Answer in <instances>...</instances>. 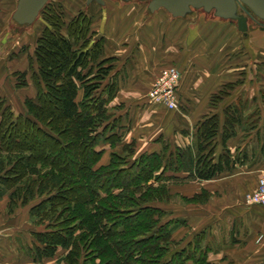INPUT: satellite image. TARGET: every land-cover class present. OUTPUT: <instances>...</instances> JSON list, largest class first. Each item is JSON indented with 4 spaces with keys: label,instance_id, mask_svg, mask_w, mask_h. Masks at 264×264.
<instances>
[{
    "label": "trees",
    "instance_id": "1",
    "mask_svg": "<svg viewBox=\"0 0 264 264\" xmlns=\"http://www.w3.org/2000/svg\"><path fill=\"white\" fill-rule=\"evenodd\" d=\"M46 22L30 63L35 96L26 97L25 111L16 114L0 95V199L8 195L10 212L27 208L33 226L43 227L30 231L28 252L38 261L63 249L66 264H212L201 232L185 243L174 237L187 221L168 214L162 203L171 197V180H209L235 166L239 158L229 149L216 156L218 115L197 124L192 145L160 138V150L138 153L134 141L116 150L131 125L111 106L121 71L116 57H102L103 40L92 42L85 14L66 22L51 7ZM240 102L226 108L224 145L242 123ZM253 117L246 120L251 129L259 119ZM104 144L112 148L105 163Z\"/></svg>",
    "mask_w": 264,
    "mask_h": 264
},
{
    "label": "crops",
    "instance_id": "2",
    "mask_svg": "<svg viewBox=\"0 0 264 264\" xmlns=\"http://www.w3.org/2000/svg\"><path fill=\"white\" fill-rule=\"evenodd\" d=\"M5 14L0 12V36L4 33L0 38V45L5 43L7 49L9 41L5 37L10 33L4 27L9 26L12 16L7 17ZM198 15L199 13L190 18H181L182 21L172 18L174 20L167 28L166 41L161 44H155L153 40H149V43L147 40L139 43L135 59H132V62H125L121 68L117 66L116 70L121 69L118 75L119 88L111 106L117 107L116 115H128L131 118V125L123 136L122 144L115 149L122 151L124 143L134 141L138 153L159 150L162 148L160 138L173 146L192 145L196 141L197 124L205 116L217 114L220 127L216 138V156L224 152V149H229L232 156H238L239 159L232 169L212 179L196 181L193 195L200 194L206 199L180 205L178 216L184 218L187 225L177 230L175 234L179 236L176 239H185L183 241L185 243L201 232L204 236L203 244L209 248L208 260L212 264H264V205H249L245 201L246 193L257 188L260 173L264 169V92H261L264 88V78L259 76L254 80L248 76L249 74L241 78L230 75L235 62L229 61L228 57L232 55V50H228V47L235 43L234 27L219 22L230 20ZM253 26L264 32L257 24ZM251 33L250 31V48L242 40L249 52L254 50ZM175 37H183L182 45L176 51L175 47H171L173 46L171 39ZM178 44H181L180 41ZM158 52L161 53V57ZM168 62L176 63L185 72L179 85V107L176 110L167 109L165 106L164 109H155L156 103L148 98V90L153 75L160 66ZM14 67V63L8 64L10 71H14ZM242 69V74H246L244 70L246 67ZM1 74L0 72V76L3 75ZM231 83L234 84L233 90L238 88L236 85L242 86L243 92L253 86L255 92L249 93L245 98L242 95L234 97V94L228 97L227 106L241 101V104H237L240 105L237 115L240 116L242 123L235 125L236 133L224 145L222 135L227 110L225 108L219 110L214 106L212 99L216 93L224 89L223 87L227 88L226 86ZM244 86H247L245 90ZM256 104L260 107L257 126L247 130L245 119L250 115L257 117L254 112ZM162 110L163 116L159 118L158 114ZM147 114L154 118L158 117V120L153 119L154 123L162 125L161 134L156 138L149 133L147 137L145 135L141 137L138 131L135 133L138 124H152L151 116ZM169 136H173L171 138L175 139L174 143L168 141ZM255 136L258 140L253 145L252 139ZM139 140H150L151 144H147L149 147L142 145L140 148ZM102 147L106 149L102 159L105 163L112 148L108 144ZM177 175L187 176L188 173L179 172ZM8 203L9 197L4 195L0 199V264H66L63 249L54 256L44 257L38 261L34 259L28 252V243L31 245L33 238L32 236L28 238L27 233L30 234V231L35 229L27 228L28 209L19 207L10 212ZM21 209L26 211L23 212L22 221ZM29 224L33 226L30 220Z\"/></svg>",
    "mask_w": 264,
    "mask_h": 264
},
{
    "label": "rangeland",
    "instance_id": "3",
    "mask_svg": "<svg viewBox=\"0 0 264 264\" xmlns=\"http://www.w3.org/2000/svg\"><path fill=\"white\" fill-rule=\"evenodd\" d=\"M16 4L17 0H0V12L6 13L5 15H7V17L12 16L16 8ZM51 7H55L57 11L62 14V17L66 22H69L80 13L90 17L92 20L91 29L89 32L90 39H92V42H95L98 39H102L104 47V55L102 57H116V60H114V62H116V65L120 68L125 62H132V59H135L137 46L139 45V43L145 42L146 40L149 43V40H153L155 44H161L162 42L166 41L167 28L169 24L174 20L172 19L174 17L164 9H159L153 13H150L148 10V2L130 1L123 3L119 0H105L104 5L96 1H92L90 4H87V0H51L48 8L44 9L38 16L37 20L30 26L18 25L11 19V21H9L8 23L9 26L6 25L4 27V29H7L10 33L8 37H5L7 41H9L8 48H5V43H2L0 45V72L3 74H1L2 76H0V90H4L3 92H0V95L7 99L16 114L20 113L21 111H25V98L28 96L32 97L36 94V85L33 80V70L30 68V63L34 58L38 38L48 24L46 20L49 17ZM200 15L211 16L210 14H207L205 12H199L198 16ZM177 18V20L182 21L181 17ZM219 22L227 24V26L231 28L234 27L233 31L235 32V37L233 42L235 43L232 47H230V45L228 47V50H232V55L228 57L230 59L229 61L235 62H233L234 65L232 66L230 75L234 76L235 78H241L242 76H246L249 74L248 76L252 77L254 80L259 76L261 78H264V32H261L257 26H253L255 24L251 22L249 32H252L251 37L253 41L252 43L254 44V50L252 52H249L242 42L241 33L237 31L236 24L232 21ZM62 31L65 35H67L66 25L63 26ZM3 34L0 36V38L3 37ZM179 41L181 43L180 45L178 44ZM171 42L173 43V46L171 47H175L176 49L174 50L176 51L178 50L177 48H180V46L182 45L183 37H175L174 39H171ZM158 54L160 55V57L162 56L160 52H158ZM13 63L15 64V67L13 69L14 71H10V69L8 68V64ZM242 67H246V69H244L247 72L246 74H242ZM33 68L35 69V65L33 66ZM172 68L179 73V77L175 86V92L179 105V85L182 81V78L184 77L185 72L176 63L174 64L168 62L158 68L155 75H153L152 83L148 90V98H150L149 92L154 86L155 82L160 79L167 70H170ZM18 72H26V75L22 77L18 74ZM23 82H26V85L20 86L23 84ZM237 86L238 88H235L234 90V86H226L227 88L223 87L225 89V92L222 95L218 92L221 99H214V106H216L219 110L223 108L226 109L228 107L226 104L229 102L228 97H230L231 94H234V97H236L237 95H242L245 98V96L249 95V93L255 92L252 89L253 86L249 90H246L244 92L242 86L236 85V87ZM244 87L245 90L247 86ZM261 92H264V88ZM218 93H216L215 95H217ZM153 103H156L154 105L155 109H164V106L170 110L177 109L170 108L163 102ZM254 108V112L257 115L259 113L260 107L258 104H256ZM163 112V110L160 111V113L158 114L159 118H162ZM158 117L154 118L153 116H151L150 121L152 123V126L138 124L136 126L135 133L137 134V131L140 132L141 137L143 135L147 137L148 133L155 138L160 136L162 125L159 124L158 126V123H154L153 120H158ZM253 118L257 122L258 115L257 117ZM245 120H247V118ZM247 121L251 122L252 119ZM247 123L249 124V122ZM248 124H246L245 127L247 128V130H250L251 128ZM171 137H168V141L174 143L175 139ZM247 139L248 138H244V140ZM257 140L258 139L255 136L252 139V144L255 145L257 143ZM148 143L151 144L150 140L138 141V145L140 146V148L142 147V145L149 147L150 145H147ZM161 143L163 146V142ZM107 158L108 157L106 156V159ZM173 173L174 172L169 171L165 174L173 175ZM196 181L197 180H171L169 182L171 197L169 198V202L162 203V206H164L168 210V214H170L171 216L179 215L180 205L184 206L185 204H188L184 201L183 196L194 194V191L196 189ZM183 210H185V207ZM24 211L25 210L23 209H21L20 211L21 221ZM27 220L28 230L32 228L38 230L43 228H36L30 225L28 214ZM178 236L179 234H177L175 238H178ZM27 237L31 238V235L27 233Z\"/></svg>",
    "mask_w": 264,
    "mask_h": 264
},
{
    "label": "water",
    "instance_id": "4",
    "mask_svg": "<svg viewBox=\"0 0 264 264\" xmlns=\"http://www.w3.org/2000/svg\"><path fill=\"white\" fill-rule=\"evenodd\" d=\"M50 0H17L12 20L21 26L32 25L43 7ZM96 1L102 5L105 0H87V4ZM148 2V10L153 13L165 9L173 17L190 18L199 12L236 23L244 44L249 47L250 24L264 29V0H119ZM101 36V35H100Z\"/></svg>",
    "mask_w": 264,
    "mask_h": 264
},
{
    "label": "built area",
    "instance_id": "5",
    "mask_svg": "<svg viewBox=\"0 0 264 264\" xmlns=\"http://www.w3.org/2000/svg\"><path fill=\"white\" fill-rule=\"evenodd\" d=\"M178 77L179 73L175 69L167 70L150 90V100L152 102H163L170 108H178V99L175 92ZM245 201L249 205H264V170L260 174L257 188L246 193Z\"/></svg>",
    "mask_w": 264,
    "mask_h": 264
}]
</instances>
